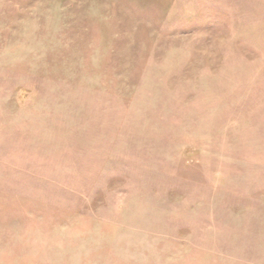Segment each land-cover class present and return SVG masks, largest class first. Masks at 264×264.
Masks as SVG:
<instances>
[{
	"label": "rangeland",
	"instance_id": "rangeland-1",
	"mask_svg": "<svg viewBox=\"0 0 264 264\" xmlns=\"http://www.w3.org/2000/svg\"><path fill=\"white\" fill-rule=\"evenodd\" d=\"M0 264H264V0H0Z\"/></svg>",
	"mask_w": 264,
	"mask_h": 264
}]
</instances>
